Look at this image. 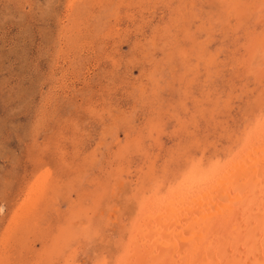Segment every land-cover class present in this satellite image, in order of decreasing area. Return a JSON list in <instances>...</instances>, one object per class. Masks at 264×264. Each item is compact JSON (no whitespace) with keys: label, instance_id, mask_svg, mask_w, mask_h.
<instances>
[{"label":"rangeland","instance_id":"1","mask_svg":"<svg viewBox=\"0 0 264 264\" xmlns=\"http://www.w3.org/2000/svg\"><path fill=\"white\" fill-rule=\"evenodd\" d=\"M251 153L264 0H0V264H125Z\"/></svg>","mask_w":264,"mask_h":264},{"label":"bare ground","instance_id":"2","mask_svg":"<svg viewBox=\"0 0 264 264\" xmlns=\"http://www.w3.org/2000/svg\"><path fill=\"white\" fill-rule=\"evenodd\" d=\"M255 157L228 169L204 208L192 196L142 218L125 264H264V159Z\"/></svg>","mask_w":264,"mask_h":264}]
</instances>
